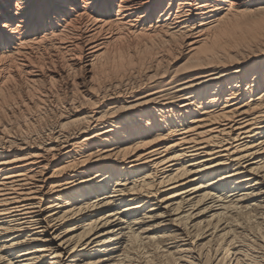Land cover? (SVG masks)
Returning <instances> with one entry per match:
<instances>
[{"label":"bare ground","instance_id":"6f19581e","mask_svg":"<svg viewBox=\"0 0 264 264\" xmlns=\"http://www.w3.org/2000/svg\"><path fill=\"white\" fill-rule=\"evenodd\" d=\"M79 2L0 0V264H264V0Z\"/></svg>","mask_w":264,"mask_h":264},{"label":"snow or ice","instance_id":"6c2138e0","mask_svg":"<svg viewBox=\"0 0 264 264\" xmlns=\"http://www.w3.org/2000/svg\"><path fill=\"white\" fill-rule=\"evenodd\" d=\"M76 7H77V9H79L81 7L79 0H77ZM89 10H91V8ZM6 36H7L6 30L0 28V46H3L4 41L6 39ZM38 43H39V41H38Z\"/></svg>","mask_w":264,"mask_h":264}]
</instances>
